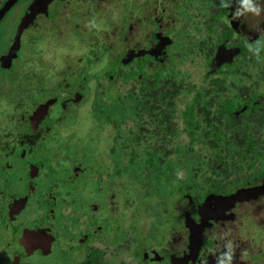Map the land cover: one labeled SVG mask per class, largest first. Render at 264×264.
<instances>
[{
	"label": "rangeland",
	"instance_id": "374dc122",
	"mask_svg": "<svg viewBox=\"0 0 264 264\" xmlns=\"http://www.w3.org/2000/svg\"><path fill=\"white\" fill-rule=\"evenodd\" d=\"M133 1L136 3H133ZM151 1L153 3L151 8H157L158 5L160 7L164 0H144L142 6L133 5L139 4L142 0H48V4L46 3L47 11L43 12L41 17L36 12L38 16H36L34 22L24 21L22 26L18 28V25L22 21V15H25L26 3L24 0H17L11 11L12 13L10 14L9 12L5 20L0 22L1 59L3 58V54L10 50H15L17 53L10 66H7L6 63L0 66V167L3 168L4 163L8 162L12 168L9 171H2L0 169L1 182L6 178L7 186L21 191L23 187L22 182L28 177L31 182H34L33 186L37 185L36 192L42 191L41 188H44L46 184L48 194L52 193L54 199H56L54 201L56 204L59 202L58 192H61L63 195L61 198L65 200L63 206L66 210L70 206V210L73 209L71 210L73 212L72 221H70L67 215L60 214L59 212L56 217H53L52 212L54 210L48 211V203L42 191L38 197L41 205L38 208L34 206L31 214L25 216L33 221L29 225L31 227H27L32 229V227L43 225L45 229H48L50 236L54 237L55 243L52 245L51 253L48 255L34 253V257L37 259L32 260V264H44L42 263L44 261L46 264H73L77 262V259L78 261L83 260L82 250L79 251L77 249V242L79 240L85 241L89 245L98 246L104 242L105 236H103V239L101 237L91 240L88 232L83 231V229L78 234H76L77 230L74 231L78 227L76 221H82L81 216L83 213L81 211L85 207L88 208L90 205L93 207L94 204L97 206L95 208L96 212L94 210L90 211L91 215H93L92 218L94 216L99 218V222L96 221L93 225H99L100 227H96V229H100L101 232H105L106 230V233L108 230L111 231V228H109L110 224L114 223L115 220H124L126 216L140 209L143 212H147L148 210V207H146L147 209L144 208V203H142L143 208H140L141 200H145L142 189L136 190L135 195L131 194L132 190L128 187H125V191L123 192V186L129 185L124 178L116 175L115 168L113 167L114 163L110 161L108 151L111 145V132H108L105 128L106 131H104L103 136L101 133L96 138V141L102 138L101 142L97 143L98 148L92 143L96 142L95 137L84 136L87 134V128L92 120L91 100H88L86 104L78 109L79 116L76 124L77 116H71V107H68V102L63 101L62 93L63 89H68L69 95H72L75 92L74 82L78 87L84 80L82 75L85 72L92 74L93 72L96 73V70L100 77L109 79L115 85L114 87H118L120 82L118 77H124V75L121 76L120 73L115 72L118 69L116 65L118 60H113V56L108 61L102 60V49L104 48L103 51H114L117 45L120 44L122 48L125 47L124 51H126L134 47L133 44L135 45L137 42H140V46H142V42L147 35V33H144V30L150 29V23L145 22L146 26L142 25L141 22L133 23V29L129 31L133 33L123 43L120 42L126 37L125 35L128 34V30L126 31L123 26H119L126 19L133 22L132 13H134L136 19H139L142 10L144 7L149 6ZM217 1L220 2V0H213L211 4ZM2 3L3 0H0V6ZM191 4L192 6L189 2L186 3L187 10L197 13L206 10L208 6V3H204V1H192ZM211 4L209 8H216L214 5L211 6ZM38 6L39 3L37 4ZM176 13H181V11H174L173 15ZM158 15L162 20V26H164L169 19L166 15ZM150 16H152L151 12ZM258 16L256 15V18ZM183 23L175 22L173 25L172 21L168 22L170 28L171 24L173 25L172 34L179 24L180 26L184 25L190 30L189 24ZM192 24L193 26L196 25L193 21ZM216 25L219 26L220 21H216ZM20 29L22 33L18 34L20 37H15L17 39L15 41H18L15 42L14 36L16 35V31L19 32ZM212 36L218 38L215 32H212ZM148 37L147 41H149ZM184 37L185 34H182V40H184ZM202 38H204L206 45L211 44V41L208 39L209 36H205L204 34ZM103 39L106 41L101 42ZM107 41H109V44L106 48H102ZM14 42L17 44L16 47L14 46ZM258 43L259 47L261 46V50L255 51L257 54L263 51L264 38L259 39ZM169 50V46H166L162 51L163 54L158 55L159 59L164 64L177 65L179 63L177 59L172 62L170 61ZM149 56L142 54L133 57L137 59L138 65L144 69L146 74H152L158 69L155 64L151 63L154 60L153 57ZM130 60L132 58L127 62H130ZM105 66H108V69ZM80 69L81 75L79 74ZM210 74L214 77L216 71H212ZM111 75H115L116 77ZM181 75L183 82L186 84L185 86L189 90L194 91L198 85L208 84L211 78L208 76L209 74L207 76L202 75L201 69L200 72H183ZM238 76L240 75L238 74ZM219 79H222V77L219 76ZM256 79V72L250 70L245 77H241V83L244 86L246 85L247 88L254 89L256 85L254 87L251 83ZM234 83L236 84L237 82L235 81ZM94 85L95 80L91 78L88 86L92 89ZM143 87L146 88L144 85ZM233 91L230 89L225 97H229ZM257 91L264 93V86L259 85ZM20 95H23V97ZM43 96L48 100L51 98L52 101L49 104L53 103V106H51L52 108L48 115H45L48 116L46 122L43 125L39 122L35 127L36 130L33 129L29 135L26 133L28 129L18 120H20V116L26 115L29 112L28 110L31 111L30 108H25L27 107V101L35 97L34 99L38 102ZM77 96L79 97L78 94H75V97ZM180 98L192 99L193 97L190 98L187 92ZM11 99L25 106L24 110L16 105V108L20 110H14L15 107L13 108L9 103ZM196 99H198V96ZM56 100L59 101L58 106ZM63 103L67 106H62L61 104ZM174 118L179 119V127H182L183 131L184 122L182 116L178 115L174 116ZM200 125L201 129H203V125L206 124L201 123ZM75 128H77L79 134L75 130H72ZM261 132L264 136V127H262ZM184 137L187 138L185 135ZM69 141L70 150H67V146H69L67 142ZM178 141L181 144V141ZM185 143H188V139ZM141 144H144V142L141 141ZM149 144L154 143L149 141ZM36 171H38L37 178L35 177ZM263 180L264 178L261 175H258L255 179V181H259L258 184L263 183ZM102 182H104L103 185L106 184L107 186L106 192L112 190L111 193L114 194H111L110 201L100 193H103L101 189L103 185L99 189V185ZM190 199L186 201L177 200L175 204H173V201H170L166 207L165 216L161 220L158 219L157 225L160 226L158 231L152 230L149 222L151 218L149 216L146 220L144 218L140 219L137 222L138 231L136 239L138 242L136 244L129 243L122 251L119 249V256L115 255L114 257L118 258L122 256L126 258L128 261L125 264H151V262L152 264H168L166 254L169 252L175 257L181 256V250L184 248L187 250V253H191V250L186 245L185 233L188 231L187 223L189 221H186L185 216H190L192 213L191 216L194 218V222L197 219L196 214L193 213L195 211H192L191 207H188L189 203L192 202ZM149 202L151 204L155 203L154 198L149 200ZM241 202V206L232 209L235 217L222 224L221 231H216V226L213 225L214 232L210 230L205 241H213V248L215 249L212 251L216 254L213 257L219 256V262L223 258L232 260L235 255L231 251L234 248L237 252V261L233 262V264H262L264 263V255L260 259L253 257L257 253L260 254V251L261 254L264 253V195L252 203L249 201ZM53 206L50 203V209ZM146 214L144 215L145 218ZM84 218L87 219L86 217ZM229 225H232L233 228L231 232L229 228H226ZM76 235L78 236L76 237ZM177 235L181 236L174 239V236L176 237ZM75 237L76 240L74 239ZM63 238L74 239L73 242H70L73 247H69L73 251L67 249L65 252H62V248L60 249L59 247ZM58 242H60L59 247ZM146 246H151L150 249H154L158 256L161 254L158 261L156 259L157 256L152 253H149V261L147 258L143 259L142 255L136 252L139 251V248L143 247L144 249L142 250L149 252L150 249ZM137 247L138 249H135ZM98 248L104 250V252L107 251L104 243ZM221 249H223V253L226 252L225 257L220 253ZM66 254L69 256V259H67ZM10 255L7 251L0 252V256H4L5 259ZM1 261L3 260L0 259ZM187 263L188 260L185 258L180 260V264Z\"/></svg>",
	"mask_w": 264,
	"mask_h": 264
},
{
	"label": "trees",
	"instance_id": "16d2710c",
	"mask_svg": "<svg viewBox=\"0 0 264 264\" xmlns=\"http://www.w3.org/2000/svg\"><path fill=\"white\" fill-rule=\"evenodd\" d=\"M133 3L136 2L133 1ZM133 5L142 6L143 4L140 2ZM150 8L144 7L139 19H136L132 13L133 22L126 19L119 26L128 30V34L120 43L126 42L127 37L133 33L129 32L133 29V23L143 20L147 22L144 17ZM187 12H189L186 16L188 19L184 23L189 24L190 30L179 24L173 34L172 31L168 32L173 39L172 45L169 46V59L171 62L177 59L179 61L177 65L165 64L163 66L159 63L163 67H156L158 68L156 72L146 74L144 69L138 65V61L132 68L127 66L130 55L127 53L124 55L125 47L122 48L120 44H115L117 48L114 51H103V47L106 48L109 44L107 41L102 46L101 57L106 61L112 56L113 60H118L116 64L118 69L115 72L120 73L121 76L124 75L123 78L117 75L120 79L118 87H114L115 85L109 79L100 77L97 70L92 74L82 73L84 80L78 87L74 82L75 94L79 95L75 97L74 94L75 104L77 103L76 105L80 108L91 100L92 120L84 136H93L96 141L101 133L103 136L104 131L111 132V145L108 151L110 161L114 163L112 165L116 175L124 178L129 185L123 186V192L124 188L128 187L132 190L131 194L135 195L136 190L142 189L145 200H141L140 208H143L142 203H144V208L148 207L147 212L139 208L141 211L137 210L126 216L124 220H115L110 224L111 231L108 230L106 233L105 230V232L97 233L98 239L101 237L103 239L105 236L102 243L105 244L107 251L97 249L102 245L85 246L86 252L83 254L84 260L81 264H114V262L124 264L122 256L118 258L114 256L118 255L119 249L122 251L129 243L138 242L136 239L137 222L140 219L146 220L149 216L152 230L158 231L160 227L157 225L158 219H163L170 201H173V204L177 200L186 201L188 198H196L200 201L211 189L226 192L234 186L241 185L243 180L245 184L252 185L257 183L256 177L264 172V136L261 132L264 127V116H259L264 114V93L258 91V96H261L260 104H258L259 112L256 108L258 106L253 103L256 89L259 85L264 86V47L262 46L263 51L257 55L243 53L241 58H236L231 63L227 73L219 69L213 77L210 74L213 68L209 64L216 50V44L206 45L202 36L204 34L209 36L208 39L213 42L212 32L219 34L220 30H216L217 25L213 28L210 26L214 19L209 20L206 14L189 10ZM182 15L185 17L183 12ZM192 21L195 22V26ZM153 23L150 21L151 28ZM182 34H185L184 40H182ZM199 35L202 36L199 37ZM104 39L101 42L106 41ZM154 45V42L151 45L145 44L143 47L140 46L139 51L144 52L143 55H148ZM151 63L156 64L157 60ZM105 67L108 69V66ZM200 69L202 75L210 74L208 75L211 77L209 83L198 85L195 91L189 90L181 74L200 72ZM250 70L256 72L257 75V79L251 83L254 87L256 85L255 90L241 83V77H245ZM80 72L81 69L79 74ZM219 76L223 80L219 79ZM91 78L95 80L92 89L88 86ZM230 89L234 91L227 98L225 95ZM187 92L190 98L193 97L192 99L180 98ZM197 96L198 99H196ZM71 102L73 100L70 101L68 107L72 106ZM10 104L13 108L17 106L23 109L25 107L16 102ZM15 108L16 111L20 110ZM177 114L182 116L184 132L183 128L179 127V119L174 118L178 116ZM71 116H77L75 122L77 124L78 110L75 109ZM201 123L206 124L203 125V129L200 127ZM72 130L79 134L77 128ZM101 139L92 142L94 146L97 147ZM187 139L188 143H185ZM141 141L144 144H141ZM149 141L154 144H149ZM67 144L69 146L66 149L70 150V141ZM36 173L37 178L38 171ZM103 183H100L99 189ZM101 189L103 193H100L110 201L112 190L106 192V184ZM153 198L155 203L151 204L149 200ZM70 207L67 215H70L69 219L72 221L73 212L71 210L73 209L70 210ZM90 207L82 209V218L91 210L93 211ZM92 216H89L85 223L76 221L78 227L85 225L84 229L87 227L91 230L94 222H99L98 217L92 218ZM92 237L93 233L90 232L91 240ZM142 249L144 247L136 252L138 254L145 252ZM263 255L264 253L261 254L260 251V254L257 253L253 258L260 259ZM96 256L100 257V261H97Z\"/></svg>",
	"mask_w": 264,
	"mask_h": 264
},
{
	"label": "flooded vegetation",
	"instance_id": "af4514ba",
	"mask_svg": "<svg viewBox=\"0 0 264 264\" xmlns=\"http://www.w3.org/2000/svg\"><path fill=\"white\" fill-rule=\"evenodd\" d=\"M24 1H26L25 11H24L25 15H22V21L20 25H18V28L22 26V23L24 21L34 22V19L36 18V16H38L37 13L39 14V17H41L42 13L47 11L48 0L47 1L24 0ZM143 1L144 0H142L141 3H144ZM192 1L194 2L204 1V3H208L206 10L202 11L200 14H206L207 17L209 16L208 17L209 20L214 19V21L211 22L212 25H210L212 28L216 25V21L217 22L220 21V25L219 26L217 25V29L220 30L219 34L217 33L218 38H214L215 41L213 40V42L211 40V44H216V50L213 53L212 60L209 64V66L213 68L211 72L221 69L222 71L227 73L231 63H233V61L236 60V58L237 59L241 58L240 56L243 55V53H247V55L249 53L250 54L255 53L257 55L255 51L261 50V46L259 47V43L257 44V42L259 39L264 38V17H263L264 0H220V2L217 1L214 4H211L213 0H164L160 5V7L158 5L157 8H151L146 12V15L144 17L147 23H150V21L155 22L153 23L154 25H152V28L150 27L149 30H144V33L145 34L147 33V35L145 36L142 42V47L145 44L151 45L153 42L155 43L151 51L148 52V55L152 56L154 60H157V63L155 64L156 67H159L160 64L165 66L162 60L159 59L158 55L163 54L162 51L163 49H165L166 46L172 45L173 43V39H171L172 35H169L168 32L172 31L175 22H184L188 19V17L186 16L189 15L188 14L189 12H187L188 10L186 7V3L189 2V4L192 6L191 4ZM4 2L5 1L3 0V3L1 4L0 8L3 6ZM38 3L39 6L37 7ZM152 4L153 3L151 1L149 3V6L146 7H152ZM210 4L211 6L214 5L216 8H209ZM13 6L4 14L0 22H3L5 20L9 12L10 14L12 13L11 11L13 9ZM184 7H186V9H184ZM212 9H214V11H212ZM174 11H178V12L181 11V13H176L175 15H173ZM150 12L152 16L149 17ZM182 12L184 13L185 17H183ZM158 14L162 16L166 15V17L169 19V21L168 20L166 21L167 23H165L164 26H162V20ZM256 15L259 16L256 18ZM143 21L141 22V24L146 26L145 22ZM171 21L173 25L171 24V28H170L168 22ZM21 29L19 32L16 31V35L14 36V41L17 40L15 39V37L18 38L19 36L18 34L22 33ZM150 33H152L153 35ZM147 37L149 38V41L146 40ZM157 41L159 42L157 43ZM15 42H14V46L16 47L17 44ZM155 46H157V48H155ZM139 48H140V42H137L134 47H131L130 49L124 51L125 52L124 55L126 53L130 55L129 58L127 57L128 60L132 58L130 62H127V66L129 68H132L135 64H137V59H134L133 57L134 56L137 57L138 55H142L144 53L142 51H139L140 50ZM1 53L2 52L0 51V66L5 65V63L7 66H10L14 56L16 57L17 55L15 50H10L8 52H5V54H3V58L1 59ZM255 89L256 88H254L253 90ZM74 94L75 92H73L72 95H69L68 89H63V93H62L63 101L68 102L70 104V101L73 100V102H71L72 106H70L71 107L70 111L72 114L75 109L77 110L79 109V106L76 105L77 103L75 104L74 102L75 100ZM258 95L259 94L256 89L253 103L258 106L256 107L258 109L257 112L260 111L258 104H260L259 98H261V96ZM20 96L23 97V95ZM34 98L35 97L30 99L29 102H27V108H30L31 111L28 110L29 112H27L26 115L20 116L19 118L20 120H18L19 122H22L23 126H25L28 129V132L26 133L29 135L30 132L33 129H35L34 127L35 124L37 126L38 123L41 122L43 125L46 122L48 116L45 115H48L50 109L52 108L51 106H53V103L51 105L49 104L52 101L51 98L48 100L43 96L41 97L42 99H40L38 102H36ZM58 100H56L57 101L56 103H58ZM10 103L14 104L15 101L11 99ZM241 110L243 111L244 107ZM259 116H264V114H261ZM5 137L8 138L7 136ZM28 138L29 140H31L30 137ZM2 167L3 168L0 167L2 171H9V169H12L8 162H5ZM259 175H261V177L264 178V172ZM256 182L257 183H253L252 185H250V184H245L243 180L241 185L234 186L231 189H229V191L226 192L219 191L218 189L209 190L208 194H206L203 199H200V201H198L196 198H191L190 201L192 202L189 203L190 205H188V207H191L192 211H195L193 213L196 214V219H197V221L194 222V218L191 216L192 213L190 216H185L186 221L187 220L189 221V223H187L188 231H186L185 233L186 245L191 250V253H187V250L185 248L181 250L182 255L179 257H175L173 256L172 253L169 252L166 254L168 264H180V260L183 258L188 260L187 264H233V262L237 261L236 259L237 252L233 248L231 253L235 255L234 258L232 260H226L225 258H223L219 262V258H218L219 256L213 257V255H216L212 251L213 249H215L213 248V244H214L213 241L210 240L205 241V239L207 234L210 233V230L214 232L213 225L216 226V231H221V227H222L221 225L224 224L227 220L233 219L235 217V214L232 213V209H235L237 206H241L242 204L241 201L243 202L249 201L252 203L253 201L259 200L261 196L264 195V182L261 184H258L259 181ZM22 183H23V187L22 190L20 191V190H15V188H11L10 186H7L6 178L3 179L2 182L0 179V252L7 251L9 252V254H11L10 256L7 257V259H5L4 256L3 257L0 256V259L3 260L0 262V264H26L28 262L32 264L31 261L37 259L34 257V253H40V254L44 253L45 255L51 253L50 251L52 245L55 243L54 237L50 236L48 229H45L43 225H38L34 228L32 227V229L28 228L27 226H29L33 221L25 217L26 215L29 216V214H31V211H33L34 206L38 208L41 205L39 203L38 197L40 196L42 191L48 203V211L51 212L52 210H54L52 212L53 217H56L58 212L60 214L63 213L64 215H67L69 211V209L66 210V208L63 206V204H65L63 203L65 202V200L61 198L63 197L61 192H58L61 196L60 195L58 196L59 202L56 204L54 202L56 201V199H54L52 193L48 194V190H47L48 187L46 184L44 185L45 187L42 188V191L36 192L37 185L35 184L33 186L34 182H31L30 178L28 177L25 178L24 182ZM50 203L54 205L52 209H50ZM96 207L97 206H95L94 204V206L92 207L91 205L90 208L93 209L94 212H96L95 211ZM67 216L69 217V215ZM89 216H91V212L85 215L86 218H88ZM86 220L87 219L82 218V221L80 220V222L85 223ZM84 227L85 225H83L82 227L79 226L75 228L74 231L77 230L76 234H78L79 231L82 232V229L83 231L88 232V234L92 232L93 236H95L94 238L92 237L94 240L97 238L96 234L97 233L99 234L101 232L100 229H96V227L97 228L100 227L99 225L94 226L95 228L91 227V230L87 227L84 229ZM226 228H229L230 232L231 230H233L232 225L226 226ZM36 229L42 231L43 233L39 234V236H37L34 239L30 238L31 237L30 232H35L37 231ZM86 229H88V231ZM24 232L27 233L26 237L28 236L30 238L29 241L26 240V243H24V239L21 240ZM77 236L78 235H76V237ZM180 236L181 235H177L176 237L174 236V239H177ZM76 237L74 238L75 240ZM73 240L63 238L61 239V245L60 242H58V247L60 245L59 248L60 249L62 248V252H65V250L67 249L73 251L72 248H69V247H73L72 243H70L73 242ZM208 242L210 243L205 244ZM86 243L85 241L82 240H79L77 242L78 245L77 249L79 251L82 250V255L86 252L85 246H89V244ZM204 245H206L207 247ZM146 247L150 249L151 246H146ZM97 249L101 251L100 248ZM222 250L223 249L220 250V253L222 254L223 257H225L226 252L223 253ZM149 253L156 255L157 261L161 255L160 254L158 256V254L155 252L154 249H150L149 252L145 250V252L141 253L142 258L144 257L143 259L146 258L148 259ZM82 258L84 260V255ZM96 258L97 261H100V257L96 256ZM122 258L124 264L127 263L126 261L128 260L124 257ZM67 259H69L68 255H67ZM83 260L78 261L77 259V262L73 264H81ZM42 263L46 264L45 261Z\"/></svg>",
	"mask_w": 264,
	"mask_h": 264
},
{
	"label": "water",
	"instance_id": "95a60500",
	"mask_svg": "<svg viewBox=\"0 0 264 264\" xmlns=\"http://www.w3.org/2000/svg\"><path fill=\"white\" fill-rule=\"evenodd\" d=\"M17 2V0H7L4 4H3V6L0 8V20L2 19V17L4 16V14L15 4ZM34 125V124H33ZM34 127H36V124L34 125ZM41 233H43L42 231H39V230H37V231H35V232H30V234H31V237L30 238H32V239H34V238H36L37 236H39V234H41ZM26 234L27 233H23V235H22V239L21 240H23L24 239V243H26V240H28L29 241V237L27 236L26 237ZM32 241V240H31Z\"/></svg>",
	"mask_w": 264,
	"mask_h": 264
}]
</instances>
